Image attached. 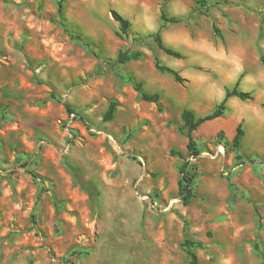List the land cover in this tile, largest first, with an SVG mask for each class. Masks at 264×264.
<instances>
[{
  "label": "rangeland",
  "instance_id": "rangeland-1",
  "mask_svg": "<svg viewBox=\"0 0 264 264\" xmlns=\"http://www.w3.org/2000/svg\"><path fill=\"white\" fill-rule=\"evenodd\" d=\"M57 2L0 0V264H188L185 237L198 264H264V0H67L61 16ZM119 51L141 58L116 64ZM236 84L252 98L198 127L190 158L181 113L212 112Z\"/></svg>",
  "mask_w": 264,
  "mask_h": 264
},
{
  "label": "trees",
  "instance_id": "trees-1",
  "mask_svg": "<svg viewBox=\"0 0 264 264\" xmlns=\"http://www.w3.org/2000/svg\"><path fill=\"white\" fill-rule=\"evenodd\" d=\"M65 1L67 0H58L57 2V12L60 16L62 15L63 4ZM111 16H112V19L119 25V32L117 36L121 38L123 36L128 35L129 29L131 26L130 22L127 19L123 18L121 15H119L115 11L111 13ZM160 19L163 23H166V22L177 23L179 21L177 18H174V17H166V15L162 11L160 12ZM151 37H153L157 47L165 55L170 56L172 58H181V55L178 52L173 51L172 49L164 46L158 31L155 34L151 35ZM140 58H141L140 52L119 51L114 63L123 65L130 61H137ZM154 66L161 73H167L171 75L175 82L181 83L183 81V79L179 76V74L176 71L166 66L160 65L157 59H155ZM125 79L131 84L133 90L137 93L141 101L146 102V103H153L160 110V102H159L160 95L158 93L148 94L143 90L142 82L133 81L130 77H126ZM232 97L237 98L241 101H247L252 98L249 92L239 91L237 89V84H236L232 89H226L224 92V98L221 101V103L218 104L212 112L204 116L196 117L194 112H192L191 110H183V112L181 113V120L183 123V131L185 132V137L187 140L186 150L190 158L196 159L200 155V149L197 147V143L193 137L194 132L201 125L221 118L226 111V105H225L226 101ZM117 105L118 104L115 101H111L108 104V107L102 117L104 122H108L113 119ZM262 108L264 110V104L262 105ZM65 109L68 113L70 114L73 113L72 110L67 105H65ZM218 136L219 138H223L224 137L223 132L220 131L218 133ZM243 137H244V131L241 128V125H238L235 129V134L231 140V146L236 154V158L240 157L238 152L240 150L241 141ZM171 154L181 159L184 158L183 155L178 152L171 151ZM68 168L75 175V172L77 170L72 166H68ZM29 174L33 178H35V176L31 172H29ZM179 174H180V178L178 180V188H177L178 196H179V199L182 205L187 206L190 204L191 200L194 197L193 186H194V181L196 180V176H197L196 166L191 164L190 161L184 160V162H182L179 166ZM184 225H185L184 232L186 234L187 222H184ZM196 247L200 248L201 244L199 242L192 241L187 237H185L180 244V248L185 252L188 258V264H198V258L194 251Z\"/></svg>",
  "mask_w": 264,
  "mask_h": 264
}]
</instances>
